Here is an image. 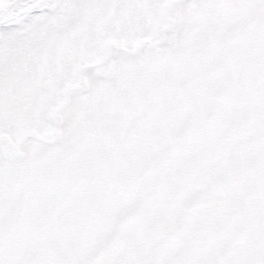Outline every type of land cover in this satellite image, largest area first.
Returning a JSON list of instances; mask_svg holds the SVG:
<instances>
[{
    "label": "snow or ice",
    "instance_id": "1",
    "mask_svg": "<svg viewBox=\"0 0 264 264\" xmlns=\"http://www.w3.org/2000/svg\"><path fill=\"white\" fill-rule=\"evenodd\" d=\"M0 264H264V0H0Z\"/></svg>",
    "mask_w": 264,
    "mask_h": 264
}]
</instances>
